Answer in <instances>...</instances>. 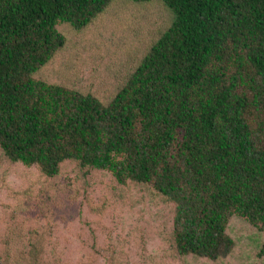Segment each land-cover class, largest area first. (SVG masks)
Wrapping results in <instances>:
<instances>
[{
	"label": "trees",
	"instance_id": "obj_1",
	"mask_svg": "<svg viewBox=\"0 0 264 264\" xmlns=\"http://www.w3.org/2000/svg\"><path fill=\"white\" fill-rule=\"evenodd\" d=\"M113 1L0 0V150L47 177L71 161L151 187L174 205L178 253L218 260L234 216L264 233V0H128L173 17L107 102L37 79L58 24Z\"/></svg>",
	"mask_w": 264,
	"mask_h": 264
},
{
	"label": "rangeland",
	"instance_id": "obj_2",
	"mask_svg": "<svg viewBox=\"0 0 264 264\" xmlns=\"http://www.w3.org/2000/svg\"><path fill=\"white\" fill-rule=\"evenodd\" d=\"M172 13L161 1L114 0L90 25L60 23L65 44L36 74L109 101ZM174 205L151 187L66 162L47 177L0 150V256L8 264H264V233L234 216L232 251L211 261L178 253Z\"/></svg>",
	"mask_w": 264,
	"mask_h": 264
}]
</instances>
